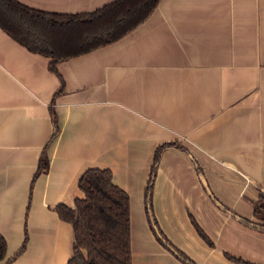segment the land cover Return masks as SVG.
I'll return each mask as SVG.
<instances>
[{
	"label": "crops",
	"instance_id": "crops-1",
	"mask_svg": "<svg viewBox=\"0 0 264 264\" xmlns=\"http://www.w3.org/2000/svg\"><path fill=\"white\" fill-rule=\"evenodd\" d=\"M83 13L112 0H18ZM0 28V264H66L72 228L54 210L82 195L88 168H108L129 197L131 264H264L252 203L264 194V0H159L119 39L56 64ZM49 166L35 175L39 157ZM190 217L211 241L196 232ZM25 240L24 248L20 251Z\"/></svg>",
	"mask_w": 264,
	"mask_h": 264
},
{
	"label": "trees",
	"instance_id": "trees-1",
	"mask_svg": "<svg viewBox=\"0 0 264 264\" xmlns=\"http://www.w3.org/2000/svg\"><path fill=\"white\" fill-rule=\"evenodd\" d=\"M159 0H112L83 13H52L27 6L18 0H0V28L28 51L49 58L48 67L60 79L61 87L51 99L49 112L53 126L52 142L59 132L54 97L62 92L63 80L56 64L64 59L111 43L135 28L155 9ZM167 147H183L176 142L158 145L153 152L150 174L145 187V210L156 239L184 264H194L162 234L152 213L151 195L156 165ZM46 150L41 153L34 177L48 170ZM82 195L71 206L58 203L54 210L72 228L71 253L66 264H131L128 194L112 180L108 168H88L77 180ZM256 222L241 218L248 226L264 231V194L252 203ZM198 235L211 241L190 217ZM26 237L20 252L24 248ZM5 241L0 235V258ZM11 261L9 259L6 264ZM241 264H250L236 259Z\"/></svg>",
	"mask_w": 264,
	"mask_h": 264
}]
</instances>
